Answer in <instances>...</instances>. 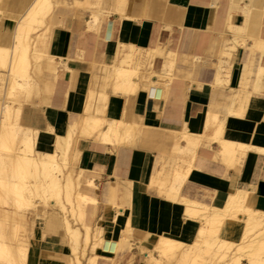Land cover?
Instances as JSON below:
<instances>
[{
    "label": "crops",
    "instance_id": "1",
    "mask_svg": "<svg viewBox=\"0 0 264 264\" xmlns=\"http://www.w3.org/2000/svg\"><path fill=\"white\" fill-rule=\"evenodd\" d=\"M63 1L68 6H59L52 14L55 25L50 52L57 63L53 71L39 70L43 79L38 94L33 96V104L21 106L18 121L37 131L36 148L39 152L54 150L56 136L66 137L67 129L72 128L71 150L76 160L72 166L80 175L79 189L96 200L87 208L90 224L101 229L102 239L115 241L123 237L125 226L132 227L128 245H124L127 241L123 239L116 252H105L101 247L95 249L99 257L97 263L147 264L146 252L152 250L160 236L192 244L203 219L187 212L189 208L187 203L183 204L184 198L197 201L198 205L191 210L221 209L231 194L241 192L246 198L244 205L263 217L264 0H246L252 8L251 18L247 16L246 19L240 14L244 10L243 0L236 4L232 0H101V8L109 15L102 20L99 35L84 24L89 11L80 5L82 0ZM229 11L235 12L230 18L233 24L244 23L241 32L224 29ZM4 23L7 28L8 20ZM233 37L243 38L247 43L228 53L229 49L225 47L221 54L222 40L227 39L226 46H229ZM168 52L175 60L170 79L163 70V56ZM229 53L233 57L227 55ZM195 56L200 58L196 64L192 62ZM232 58L235 61L231 62ZM112 64L144 72L145 81L140 83L138 93L137 90L135 95L134 92L113 93L106 84ZM218 70L223 80L228 71V82L217 84ZM244 71L246 81L245 90H242L239 88ZM94 75L101 78L96 77V80ZM148 85H154L158 92L147 93ZM220 85L225 86L224 89ZM236 93L241 96L240 100ZM44 96L48 99L46 103ZM240 101L243 114L225 113V108H238ZM206 113H210L208 117ZM215 114L222 119V133L213 126L206 127V120L216 118ZM85 115L121 119L127 123L135 115L132 122L136 127L131 122L134 138L114 144L85 137L81 133ZM184 133L196 134V137L187 143L182 137ZM178 135L179 149L174 144ZM197 135L209 137L200 139ZM216 138L250 145L251 148L233 162L234 166L233 163L229 166L232 159L223 161L221 143ZM183 170L188 172H183L185 178L174 180V176L182 174ZM89 180L92 183L89 184ZM171 188L179 191L173 202L163 193ZM39 214L33 222L36 233L29 241L27 264H66L70 245L59 214L51 208L39 209ZM246 218L243 212H239L236 218H225L219 237L241 242Z\"/></svg>",
    "mask_w": 264,
    "mask_h": 264
},
{
    "label": "bare ground",
    "instance_id": "2",
    "mask_svg": "<svg viewBox=\"0 0 264 264\" xmlns=\"http://www.w3.org/2000/svg\"><path fill=\"white\" fill-rule=\"evenodd\" d=\"M243 1L245 2V5L243 6L244 10L240 14L243 16V19H246L247 16L251 18L252 8L251 6L247 5L246 0ZM232 2L233 4H236L239 3L240 0H232ZM100 3L101 0H82V3L80 4L86 12L89 11V16L84 19V24L87 26L88 30H93L98 35L102 26V20L109 15V12H105L101 8ZM59 6L67 7L68 3L63 0H0V264H27L29 241L30 238L34 235L33 222L35 218L40 215L39 209L42 210L45 208H51V210L56 211L59 214L60 223L63 228L64 235H66L65 237L70 245V256L66 264H97V259L99 258L95 253V249L97 247H101L105 252H116L121 242L119 240L115 241L102 239L101 229L96 227V232H94L90 226V222L87 219V208L89 204H94L96 200L95 198L79 189L81 188L79 176L76 175L75 177H72V174L70 173H73L72 171L74 170L72 169V171L69 172V170L66 168V159L68 151L71 147V137L73 136H71L70 131L72 128L70 130L67 129L68 134L67 136L65 134L66 137L61 135L56 136L54 150L50 152H39L37 150L38 147L36 146L38 138L37 131L21 125L18 121V113L20 112L19 110L21 106L26 103H30V105L33 104L32 98L34 95L38 94L39 85L43 79V77L39 76V70L41 68H45L47 70L53 71L57 63L53 56L54 54L50 52L52 46L50 39L52 30L55 25L54 22H52V14L55 10L58 9ZM80 13L82 14L83 12ZM234 13L235 12L233 11H229L227 13V23L225 24L224 29H237L235 31L238 32V30L240 31L242 29V24L244 23L233 24L230 21V18ZM6 19L9 23L7 25V28H4V22ZM250 26L252 27V25ZM220 36L222 35L220 34ZM233 38L234 40L229 46H226L227 39L222 38L223 46L220 52L221 54L225 52V47L229 49L228 51H226L227 53L234 48L236 49V46L238 45H240V47H244L243 38H241L240 40L235 37ZM254 45L258 46L257 42H254ZM224 55H226V53ZM227 55H230V53ZM230 56L233 57L232 55ZM173 60V54L170 52L166 53L163 60V70L167 72L166 76H168V79H170L173 74ZM198 61H200V58L198 56H195L192 60L194 64H196ZM232 61H235V59L231 60V62ZM64 63L66 64V61ZM65 64L62 65H64L65 67ZM243 67L242 69H245V67ZM230 72L231 71H229V73ZM94 76L92 79H94ZM219 76L221 75L220 71L218 70L217 75L215 76L217 77V84L218 82L220 84L222 82H228V71L226 72V75H224L226 77L224 78V80ZM96 77L97 76H95V78ZM149 77L151 78L152 76ZM162 77L159 78L162 79ZM97 78L100 79L101 77L99 76ZM144 81L145 77L142 70H137L134 67H120L116 64L111 65V69L106 78V84L110 86L113 93L134 92V95L136 90L138 93L140 83ZM245 81L246 72L244 71L241 79L242 86L239 89L245 90V86H243L245 85ZM93 84H95V81ZM223 85L220 86L222 87ZM99 86L97 88H99ZM104 86L106 85L104 84L103 87ZM224 87L222 88L224 89ZM148 92L153 94L158 91L156 90L154 85H148L147 93ZM245 93H247V91ZM48 95L47 97H49ZM240 95H236L238 100L241 99ZM103 96L104 98L106 97V95ZM117 97H120V95ZM233 97L231 99H233ZM134 98L136 101V97ZM244 98H246V96ZM47 100L48 99H46L45 103L48 102ZM241 101H243V98ZM241 101L239 102L238 108L224 107L225 113L227 111L229 114H243L244 107L241 106L243 105ZM231 102L233 103V101ZM104 109L105 108H103V110ZM208 114L206 113V116ZM135 115L131 116V122L133 121V119H135ZM82 122L84 127L82 126L83 131L81 128L82 132L79 131V134L81 132L85 137H91L93 138V140H101L104 142L120 144L121 142H125L126 140H132L135 135V130L132 128L133 125H131L134 121L132 123H127L121 119L108 120L103 117H93L92 115H89L84 118ZM77 123L80 124V121ZM205 123L206 127L213 126L216 128L217 132H223H221L220 130L223 125H221L222 119H218L217 115L216 118H213L212 120L208 119ZM133 124L135 126V123ZM74 127L76 128V124ZM179 133L182 134V131ZM220 133L219 136H221ZM202 135L201 137H199V135L197 136L200 139L204 136L209 137V135ZM182 137L186 140L187 143H190L193 138L196 137V134L184 133V136ZM217 139L219 138H216L215 140ZM218 142L221 143L222 148L220 151L221 153H219L223 157V161H225L226 159H232V162H228V165L229 163L232 164L235 160H238L248 148H251L250 145L239 144L238 142L233 141H226V139H220V141ZM73 143V145H75V142ZM174 144L176 145V147L174 146L175 148L178 147L179 149L181 147L180 136H175ZM133 145L135 146V144ZM173 150L174 149H172V151ZM175 151L176 149L174 150V152ZM174 152L171 153L172 156L176 155L173 154ZM77 156L79 157V155ZM69 158L71 159L70 155ZM232 165L234 166L235 164L233 163ZM184 171L185 170L181 172L182 174H176L174 176V180L182 181L185 178V174L188 173ZM183 172L185 174H183ZM87 182L89 184L92 183L90 180ZM165 183H163V185ZM172 191L174 193H172ZM177 192L179 191H177V189L175 188H171V191L169 192L163 191L165 198H172L171 201L178 198L179 193L176 194ZM234 192H236L235 189ZM245 199L246 198L244 194H241V192H237L235 194H231L228 197V200L226 201L224 207L221 209H215L214 207H205L200 210L195 208L191 210V207L198 205L197 201H188L185 198L182 199L185 202L183 204L187 203V207L189 208L187 209V212H189V214L194 216H201V218L203 219V222L201 223L202 225L199 223L201 226L200 228H198L199 231L197 232L198 235L196 239L192 244H190L193 245V247L195 246L196 249L198 248V252H194V257L192 258V261L189 262V264H206V260L208 257L211 264H264V230H262V228L264 227V215L263 217H261L260 215H257V212H253L250 208H248L249 206L246 207L244 205ZM30 208L33 209V212L34 210H36V213H34V216L30 215V217H28L26 212H24V209ZM239 212H243L244 215H247V218L245 219V231L244 234H242V241L239 243H235L220 238L218 232L224 219L236 218ZM78 222L80 226H78ZM125 227L126 228H124L123 230L124 234H128L129 232H131L130 230L132 227ZM183 246H185V243L173 240L168 237L160 236L153 246V249L157 250V252L159 251V255L153 257V259L150 261V264H183L187 255V249ZM190 248L191 246L189 247V250ZM191 253L192 252H190L189 254ZM113 258H111V260ZM243 260L245 261L243 262Z\"/></svg>",
    "mask_w": 264,
    "mask_h": 264
},
{
    "label": "rangeland",
    "instance_id": "3",
    "mask_svg": "<svg viewBox=\"0 0 264 264\" xmlns=\"http://www.w3.org/2000/svg\"><path fill=\"white\" fill-rule=\"evenodd\" d=\"M257 2V1H256ZM260 3V2H259ZM256 4V3H255ZM254 41V40H253ZM247 43V41L245 42V39H244V46H245V44ZM164 57V56H163ZM175 60H173V62H174ZM0 101H1V94H0ZM71 148H72V142H71V147H70V150L68 151V155H67V166H66V168L69 170V172L70 171H72V169L74 170V168H73V166H72V162L73 161H71V160H73L72 159V157L74 158V156H73V154H72V150H71ZM69 155H70V157H71V159L69 158ZM73 173H70V174H72V177H75L76 175H78L79 176V178H80V175L79 174H76V172H75V170L74 171H72ZM33 209L32 208H30V209H24V212H26V214L28 215V217H30V215L32 216H34L35 214L34 213H36V210H34V212L32 211ZM22 211H23V209H22ZM41 217V219H43L42 218V215L40 216ZM36 219V218H35ZM78 226H80L79 225V222H78ZM90 226H91V228H92V230L94 231V232H96V230L95 229H97L96 227H93L91 224H90ZM33 231H34V234L36 233V231L34 230V227H33ZM129 234L130 233H128V234H124L123 233V235H125V236H123L122 238H121V240H123V239H125L127 242L124 244V245H128V238H129ZM125 237V238H124ZM120 240V241H121ZM188 245H190V244H185V246H183L184 248H186L187 249V255H186V257H185V261H184V263L186 262L187 264H189V262H191L192 261V258L194 257V252L195 253H197L198 252V248L196 249V247L194 246L193 247V245H190L191 246V248H190V250H189V247L190 246H188ZM29 248V247H28ZM118 249H119V247H118ZM117 249V250H118ZM193 249V250H192ZM192 252L191 254H189L190 252ZM153 252H155L156 253V255H153ZM159 252V251H158ZM157 252V250H155V249H153L152 248V250H150V251H148V252H146L147 254H146V261H147V264H150V261L149 260H152L153 259V256H157V255H159V253ZM158 253V254H157ZM191 256V257H190ZM83 260V259H82ZM172 260H173V258H172ZM171 261V260H170ZM183 263V264H184ZM185 263V264H186ZM97 264H99V263H97ZM206 264H211V262H209V257L207 258V260H206Z\"/></svg>",
    "mask_w": 264,
    "mask_h": 264
}]
</instances>
